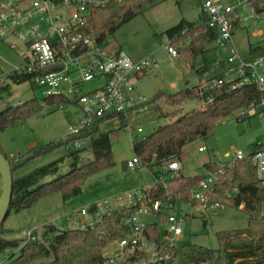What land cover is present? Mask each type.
<instances>
[{
  "label": "trees",
  "instance_id": "1",
  "mask_svg": "<svg viewBox=\"0 0 264 264\" xmlns=\"http://www.w3.org/2000/svg\"><path fill=\"white\" fill-rule=\"evenodd\" d=\"M158 0H128L114 3L104 8L89 11L87 26L82 32L97 40L98 44L105 42L108 37L145 8L155 4ZM255 14L264 11L259 7V0H250ZM202 23L196 24L185 20L179 21L169 28L166 33L169 42L177 47L178 55H182L189 62L198 81L210 79H224V61H214L211 65L201 64L196 68L197 60L203 58L206 52L216 49L217 30L207 25V17L202 12ZM238 21L234 22L233 33ZM264 55V39L256 44H249L246 58ZM11 82L20 84L27 82L24 78L10 77ZM34 88L36 86L32 85ZM192 89L180 90L176 94L159 93L144 106L143 113L154 111L157 120L169 118L170 122L158 126L153 132L143 138L133 137L132 152L141 166L146 167L152 174L154 181L165 177L166 184L154 182L148 188L141 190L148 199H156L163 203L195 204L191 198V189L215 174L214 183L207 192L209 201L221 206H229L241 210L247 216V226L243 229L226 231L217 234L218 247L206 248L198 245H183L175 247L170 240H164L166 235L161 227L166 223L163 212L154 213L157 221L147 223L145 234L148 239L161 245L168 253L179 257H187L192 262L209 261L216 258L219 264H251L264 261V185L259 186L255 169L251 164V156L264 149V142L253 147L250 154L241 159L233 158L226 163L206 162L201 165V173L193 177L183 175L180 168L176 172L167 170V165L176 162L178 165L185 157L183 148L186 144L200 137H207L213 130L214 124L221 118L239 110L248 109L251 105L258 106L260 94L251 85L230 90V83L224 82L219 88L208 92L206 96L212 98L213 103L207 108H194L180 115L181 107L186 99L196 97ZM7 90V86L0 87V93ZM162 98L163 104L175 107L163 111L159 105L150 106L157 99ZM47 105L59 106L64 103H74L63 96L45 97ZM150 106V107H149ZM43 109V105L36 100H29L17 106H9L0 112V132L28 119ZM141 113V112H139ZM246 113V112H245ZM136 114V113H135ZM131 116V115H130ZM118 115L120 128L125 127L130 120ZM176 117L171 121L172 117ZM106 118H100L79 135L63 137L57 146L68 148V144L78 139L88 138L94 160L89 164L77 166L79 154L71 153L74 163L68 172L57 178L37 185L46 176L56 173L55 163H50L35 170L13 178L10 207L16 211L29 208L39 198L58 193L66 201L81 191L84 179L112 165L111 144L108 133L100 128ZM56 144L50 142L44 147L29 151L23 155L20 162L12 167L15 169L29 162L42 152L54 148ZM0 153H2L0 151ZM3 154V153H2ZM9 161L8 157L3 154ZM10 163V161H9ZM11 165V163H10ZM126 168V163L124 165ZM37 185V186H36ZM241 206V207H240ZM135 212L134 208L123 207L111 210L103 215L102 221L93 228H69L59 231L54 225L44 227L39 238L25 242L23 239L15 241L0 240V250L9 246L19 247L16 260L8 264H105L103 250L113 241L128 234L124 221ZM0 232H4L2 225ZM20 242V243H19Z\"/></svg>",
  "mask_w": 264,
  "mask_h": 264
},
{
  "label": "rangeland",
  "instance_id": "2",
  "mask_svg": "<svg viewBox=\"0 0 264 264\" xmlns=\"http://www.w3.org/2000/svg\"><path fill=\"white\" fill-rule=\"evenodd\" d=\"M12 1L14 0H6V2ZM237 5L239 21L232 40L239 54L245 57L248 54L249 44H256L264 39V11L255 14L253 6L247 7L244 0H238ZM259 7H264V0H259ZM201 13L200 0H158L108 37L109 42L112 39L109 43L110 52L122 51L134 61L148 58L157 63L156 67L148 68L142 76L136 78L137 87L145 97L146 103L159 93L172 95L180 90L192 89L198 84V78L186 58L178 55L168 59L164 46L169 42L166 33L169 28L181 20L200 24L203 21ZM259 33L261 35H258ZM226 56L227 49H212L205 53L204 60L203 58L197 60L195 66L197 68L203 63L211 65L214 61H225ZM20 63L21 59L17 53L9 49L6 42H0V77L2 78L0 87L7 86V90L0 93V112L9 106H17L29 100L38 101L43 105V109L40 113L0 132V151L8 157L13 167L29 151L44 147L50 142L55 143L54 148L40 153L13 171V178H17L41 166L55 163L56 173L41 179L37 183L40 185L71 170L74 163L71 153L79 154L77 166L89 164L94 160V156L87 140L81 141L78 147L57 146L68 134L69 125L81 117V110L69 103L62 104L61 108L47 105L43 101L45 94L41 88H34L28 82L12 83L6 73ZM233 77L232 75L227 80ZM99 84L97 80L85 83L82 92H91ZM163 101L162 98L157 99L150 106L159 105L163 111L175 108L163 104ZM194 108H200L198 99L196 97L186 99L180 115ZM175 117H172L171 121ZM129 119L128 125L132 128V133L124 127H116L115 122L100 125V128L108 133L112 165L87 176L80 193L66 201L61 199L60 194L53 193L39 198L29 208L19 211L9 209L2 223L4 232H0V240L19 241L22 239V232L27 230H34V233L41 238L46 225L50 223L59 225L60 220L57 217L64 211L69 212L93 203H99L100 206L106 199H111L113 205L120 208L123 202H116V196L126 199L127 194L153 185L154 178L146 167L138 166L133 170L124 167L126 161L134 156L131 134L137 138L146 137L158 126L170 122V119L157 120L152 110L149 113L133 114ZM138 127L142 128L141 133H137ZM263 142L264 107H257L253 116L245 113V109H239L216 121L207 137H200L186 144L183 148L185 157L179 163V168L183 175L193 177L201 173L202 163H226L238 153L242 156L250 154L255 145ZM200 147L204 149L200 151ZM170 212L184 220L182 234L173 240L172 244L175 247L191 244L216 249L218 233L243 229L247 226L245 213L229 206L205 209L199 203L178 202ZM143 220L147 223L156 222L157 215H146ZM165 228L164 225L161 230ZM114 246L113 243L109 244L103 252H111ZM18 252L19 247L7 246L1 249L0 264H8L16 260Z\"/></svg>",
  "mask_w": 264,
  "mask_h": 264
},
{
  "label": "built area",
  "instance_id": "3",
  "mask_svg": "<svg viewBox=\"0 0 264 264\" xmlns=\"http://www.w3.org/2000/svg\"><path fill=\"white\" fill-rule=\"evenodd\" d=\"M124 1L128 0H0V42H6L21 59L18 66L6 73L7 77L24 78L31 85L44 90L45 97L63 96L74 101L69 104L79 107L82 115L69 125V136L79 135L100 118H106L104 123L115 122L119 127L118 115L127 119L146 109V99L137 87L136 78L148 68L156 67L157 63L148 58L134 61L122 51L110 52L112 39L98 44L95 38L82 32L87 26L90 10ZM237 1L200 0L207 25L217 30L216 47L227 49V56L224 61L225 78L201 80L194 92L199 107L207 108L213 100L206 94L224 82L230 83V90L251 85L260 94L258 106L251 105L245 110L249 116H253L257 107H264V55L246 58L237 51L232 40L234 22L239 21ZM244 3L251 7L250 0H244ZM164 48L168 59L178 56L177 47L170 42ZM232 75L234 77L227 80ZM94 80L100 84L91 92L83 93V85ZM124 128L131 133L133 131L128 123ZM136 131L141 133L142 128L138 127ZM131 136V139L135 137L134 134ZM83 140L89 141L87 137L78 139L70 142L68 148L80 146ZM203 149L199 148L200 151ZM243 157L238 153L235 158ZM251 164L258 185L263 186L264 149L251 156ZM138 166L141 164L136 156L126 161L127 169L133 170ZM166 169L176 172L179 165L171 162ZM214 178L215 174L211 173L198 187L191 189V198L205 209L221 207L218 203L210 202L207 195ZM154 182L166 184L165 177ZM115 201L123 202L120 208H134L135 212L124 221L128 234L112 242L115 246L111 252H103L105 264H219L215 257L209 261L192 262L187 257L168 253L161 245L148 239L145 234L147 222L143 217L163 211H169L165 214L164 240L173 242L175 237L182 234L183 218L170 212L178 202L168 204L148 199L142 190L127 194L126 199L116 196ZM114 209L117 208L112 200L106 199L100 206L93 203L66 212L58 217L62 224L57 229L93 228L102 221L103 215ZM262 214L264 216V206ZM22 239L25 242L34 240V230L23 231ZM251 264H264V261Z\"/></svg>",
  "mask_w": 264,
  "mask_h": 264
},
{
  "label": "water",
  "instance_id": "4",
  "mask_svg": "<svg viewBox=\"0 0 264 264\" xmlns=\"http://www.w3.org/2000/svg\"><path fill=\"white\" fill-rule=\"evenodd\" d=\"M0 226L7 216L12 192V167L9 161L0 153Z\"/></svg>",
  "mask_w": 264,
  "mask_h": 264
},
{
  "label": "crops",
  "instance_id": "5",
  "mask_svg": "<svg viewBox=\"0 0 264 264\" xmlns=\"http://www.w3.org/2000/svg\"><path fill=\"white\" fill-rule=\"evenodd\" d=\"M258 35H261V34L259 33ZM136 61H137V60H136ZM143 73H144V72H143ZM143 73H142V74H140L138 77L142 76V75H143ZM138 77H137V78H138ZM202 164H203V163H202ZM64 213H66V212L64 211V212H63V214H64ZM63 214H62V215H63ZM62 215H60V216H62ZM60 216H59V217H60ZM57 219H58V217H57ZM50 224H51V223H50ZM61 224H62V221L60 220V223H59V225H61ZM52 225H54L56 228H58V227H59V225H55V224H52Z\"/></svg>",
  "mask_w": 264,
  "mask_h": 264
}]
</instances>
